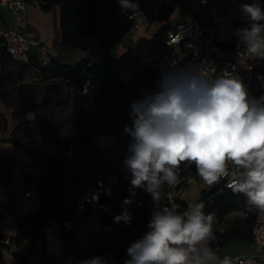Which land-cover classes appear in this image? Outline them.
Listing matches in <instances>:
<instances>
[{"label":"trees","instance_id":"obj_1","mask_svg":"<svg viewBox=\"0 0 264 264\" xmlns=\"http://www.w3.org/2000/svg\"><path fill=\"white\" fill-rule=\"evenodd\" d=\"M242 1L264 7V0ZM135 2L139 4L138 0ZM34 4L43 10L58 5L61 42L85 52L75 64L52 58L48 65L38 66L16 60L0 48V98L5 96L3 88L10 78L5 65L11 59L19 64V79L27 66H33L47 82L43 97L38 99L31 84L20 81L17 89L20 105L15 111L21 119V127L28 126L29 122L23 117L32 112L41 136L40 143H33V151L45 166L28 180L29 187L37 188L40 206L17 221L19 240L31 232L36 242L46 224L63 223L73 217L74 195L92 187L97 177L110 176L108 173L115 170V163L105 155L104 147L94 142L95 135L117 137L128 155L131 137L124 133V128L131 123L130 105L158 90L159 70L171 62L172 49L167 43V33L172 26L163 25L153 36L140 38L134 47L127 48L116 58L112 55L115 45L133 27L128 17L131 11H122L117 0H34ZM188 61L189 58H185L181 65ZM65 83L72 85L71 98L66 95ZM70 103L72 108L67 121L48 114L52 105ZM1 119L0 112V122ZM219 185L202 190L196 202L205 204L206 214H215V240L211 247L217 249L238 238L252 241L251 219L232 226L221 223L235 210L255 214V217L260 211L250 207L242 193H234L231 189L217 193ZM117 188V201L131 199L130 186L120 177ZM126 207L132 217L130 224L114 222V217L124 210L122 204L114 213L103 214V220L120 230L124 237L115 243L98 241L89 259L101 257L108 249H113L118 264L129 259L126 249L146 233L151 211L145 196Z\"/></svg>","mask_w":264,"mask_h":264},{"label":"clouds","instance_id":"obj_2","mask_svg":"<svg viewBox=\"0 0 264 264\" xmlns=\"http://www.w3.org/2000/svg\"><path fill=\"white\" fill-rule=\"evenodd\" d=\"M117 2L122 11L139 7L135 0ZM241 11L249 26L237 30L240 44L251 58L264 60V7L245 3ZM159 73L158 90L131 103V123L124 128L131 137L123 162L131 174L130 194L143 189L157 206L149 230L126 249L124 264H234L211 247L215 214H206L203 202L182 213L161 202L165 186L177 183L181 165H195L197 175L211 186L229 175L231 163L236 170L228 187L264 213V95L251 96L234 72L210 75L192 62H170ZM131 203L123 201L124 210L114 222L130 224L126 206ZM81 264L104 261L93 257Z\"/></svg>","mask_w":264,"mask_h":264},{"label":"built area","instance_id":"obj_3","mask_svg":"<svg viewBox=\"0 0 264 264\" xmlns=\"http://www.w3.org/2000/svg\"><path fill=\"white\" fill-rule=\"evenodd\" d=\"M177 1L142 0L137 11L128 14L133 23L132 30L146 28L164 10L174 7ZM231 1L189 0L181 20L167 33V43L172 49L171 62L181 65L185 58H189L188 62L202 66L203 71L210 75L234 72L247 86L250 95L258 98L264 95V60L251 58L240 44L236 32L249 24L241 11L244 2L235 0L234 6L230 7L228 5ZM31 4H34V0H0L1 6L11 10L14 21L12 25L5 26L0 20V48H4L16 60L45 66L52 59L47 46L41 39L31 38L24 30ZM126 157L115 163L113 176L97 177L92 187L74 195L71 219L63 223L51 221L45 225L46 252L55 253L58 264H80L84 256L92 255L97 237H105L114 230L112 224L103 220V214L113 213L123 205V201L116 200L119 177L131 187V174L123 164ZM235 170L231 163L227 165L229 175L220 178L218 182L221 185L217 193L231 189L228 184L232 182L231 172ZM196 176L195 165H181L177 183L164 188L161 206L175 207L180 213L187 210L188 205L181 201L180 192ZM135 192L136 195L131 197L132 203L127 206H133L140 197L145 196L152 216L157 206L151 195L139 188ZM37 194L36 187H28L18 198L11 218L7 217L6 206L0 202V244L11 251H19L21 246L5 230L17 226L18 218L28 212L29 200ZM252 242L253 250L230 257L234 264H241V261L244 264H264V213L259 212L255 217ZM213 250L216 252V249Z\"/></svg>","mask_w":264,"mask_h":264},{"label":"crops","instance_id":"obj_4","mask_svg":"<svg viewBox=\"0 0 264 264\" xmlns=\"http://www.w3.org/2000/svg\"><path fill=\"white\" fill-rule=\"evenodd\" d=\"M139 4L142 0H138ZM189 0H178L177 4L169 9L164 10L157 20L152 22L146 28L138 31L130 30L124 38L115 45L118 56L123 53L127 47L122 46V42L129 38L136 44L140 38L153 36L163 25L170 24L174 26L181 20L183 13L187 9ZM138 4V5H139ZM0 20L5 26L12 25L13 15L9 8L0 5ZM25 32L33 39H41L47 46L48 52L52 58L75 64L81 60L85 52L72 45H64L61 42L60 28V10L55 5L51 10H43L35 4H31L28 9V23L24 26ZM113 50V51H114ZM5 71L8 72L10 78L4 86L5 96L0 98V112L2 119L0 122V202L6 206V215L11 218L13 216L16 202L18 198L29 187V178L37 175L45 166L42 158L33 151V143H40L41 136L35 122L32 112H28L24 120H27L28 126L21 127L20 118L17 113L20 105L18 97V85L20 81L31 83L32 76L38 78V70L33 66H27L23 70V76L19 79L20 67L17 61L11 59L5 65ZM44 83H47L43 81ZM32 86V85H31ZM33 92L37 96L36 91L32 87ZM96 144L107 147L112 142V136L97 134L93 137ZM200 177L195 178L186 183L180 192L181 201L186 204H192L187 199V194L193 192L196 186L201 194L202 190H209L211 187L206 183L200 182ZM192 201V199H191ZM40 206V198L38 195L32 197L27 204V211H35ZM117 209V208H116ZM114 210V212L116 211ZM113 212V213H114ZM7 234L20 244L19 251H11L7 246L0 244V262L2 264H58L55 253L46 252V238L43 231L36 242L34 235L29 232L27 236L19 240L20 231L17 226L7 228ZM124 234L114 228V230L105 237L98 236V241H107L115 243L121 240ZM251 242L253 250V242ZM34 245V250L30 248ZM248 251V252H249ZM127 257V255L125 256ZM104 264H118L113 249H108L102 256ZM89 256H84L81 261L88 260Z\"/></svg>","mask_w":264,"mask_h":264},{"label":"rangeland","instance_id":"obj_5","mask_svg":"<svg viewBox=\"0 0 264 264\" xmlns=\"http://www.w3.org/2000/svg\"><path fill=\"white\" fill-rule=\"evenodd\" d=\"M234 3H235V0H232L228 6L232 7V6H234ZM121 45L125 46L127 48H130V47H134L135 43H134V41H131V40H129V38H127L122 42ZM117 52H119V51L117 49H115L112 52V55L114 57L118 56ZM37 77L38 78H34L32 76V78H31L32 80H31L30 84L34 88V91H36L37 98L41 99L44 95V92H45L46 83L43 82L45 80L41 78L39 72H38ZM65 89H66V93H67L66 95L69 98H71L72 91H73L72 85L70 83H65ZM71 108H72V103H70L67 106H54V105H52L49 108L48 114H51L57 120L67 121V119L70 116ZM65 130L66 131L68 130V124H66ZM104 149H105V155L109 159H111L114 163L121 161L124 157L127 156V154L125 153V150H124L123 146L121 145L120 141L118 140L117 137H114V136H112V142L106 148L104 147ZM108 174L110 176H113V174H115V170L113 169ZM199 180L201 183H205L201 178ZM218 183L219 182H217L211 186L206 184V186L213 187V186L217 185ZM192 191L193 192H191V195H190V193L187 194V199L190 200V202L193 204L199 200L201 194L199 192V189L196 186L193 187ZM191 199H192V201H191ZM247 219H251L252 224H253V221L255 219V214L250 213L249 215H247L242 210H235L226 216L225 220L221 223V225L222 226L237 225L240 222L244 223ZM251 248H252V245H251V242L249 240H244V239L238 238V239H233L228 244L217 248L216 252L218 255H220L222 257H225V256L231 257V256L246 253Z\"/></svg>","mask_w":264,"mask_h":264}]
</instances>
